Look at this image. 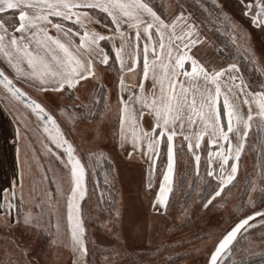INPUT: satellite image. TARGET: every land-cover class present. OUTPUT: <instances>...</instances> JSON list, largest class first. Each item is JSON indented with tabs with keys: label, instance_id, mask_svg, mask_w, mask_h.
Listing matches in <instances>:
<instances>
[{
	"label": "snow or ice",
	"instance_id": "6c2138e0",
	"mask_svg": "<svg viewBox=\"0 0 264 264\" xmlns=\"http://www.w3.org/2000/svg\"><path fill=\"white\" fill-rule=\"evenodd\" d=\"M167 10V15L158 11L151 0H0V85L30 108L41 121L51 143L57 149H64L62 157L46 145L70 175L67 220L71 226L73 264H86L83 258L88 253L79 204L87 194L86 169L54 116L42 103L18 87L14 79L30 84L42 94L62 96L89 83V77L95 78L98 65L111 67L118 63L117 112L121 147L130 139L132 151L127 155L140 151L142 156H147L150 174L155 170L161 144L166 148L167 167L162 172L159 193L153 201L157 212L160 206H167L172 191L175 137H182L186 142L187 150L194 156L197 175L201 157L196 150L201 147V141L207 136V144L217 146L215 152L208 150L206 161L209 186L213 179L216 181L206 200L202 201L207 208L236 178L248 130L254 120L257 127L264 128V82L259 85V90H255L245 82L237 63H227L222 67L205 66L196 59V53L189 55L191 47L202 42L197 18L185 8L184 3L167 6ZM243 10L251 17V23L264 29V0H246ZM101 17L104 22L102 30H98ZM216 21L221 22L222 16H217ZM200 23L204 21L201 19ZM223 23L230 29L233 44L237 39L243 41L239 47L249 53L254 68L264 76V64L255 61L247 44V35L241 33L237 37L235 32L239 26L227 20ZM105 41H111L110 51L102 46ZM113 52L114 57H111ZM186 61L190 62V68ZM6 69L10 70L12 78L6 74ZM125 72L138 77L139 82L126 83ZM101 100L107 109V95ZM92 103H96L95 98ZM71 108H78L81 116L89 110L83 102L79 105L74 103ZM60 111L62 114L67 111L69 119L77 118L68 106L61 107ZM145 113L148 114L147 130L142 123ZM20 137V128H17V141ZM145 146L146 150H143ZM16 150L19 158L18 144ZM89 156L94 158L95 154L90 153ZM214 157L218 158L219 171L212 168ZM225 165H228L227 169ZM24 177L25 171L21 167L18 180L11 182V193L3 190L4 202L0 205L3 223L0 227L5 231L30 227L35 220L31 208L23 213L22 218L19 212L15 217L12 215L17 209L16 200L20 204L25 202ZM247 183L252 191L259 187L264 197V164L259 176ZM17 187L20 189L19 197ZM147 187L152 188L151 182ZM56 194H59V187ZM28 196L34 207L42 209L39 215H51V191L44 189L37 193L30 183ZM37 200L39 203H35ZM246 208L251 214L236 218L234 225L208 254L206 264H221L222 255H240L246 251L237 245L247 240L249 229L256 227L252 223L254 218H258L259 227L264 228V198L260 200V210L257 211L250 192ZM8 243L13 244L18 257L12 264H33L27 258L30 255L27 245L21 247L11 239ZM164 251L167 249L157 252V264H175L171 255L164 258ZM104 264L112 262L105 259ZM138 264H145V261ZM233 264H243V261L236 260Z\"/></svg>",
	"mask_w": 264,
	"mask_h": 264
},
{
	"label": "rangeland",
	"instance_id": "374dc122",
	"mask_svg": "<svg viewBox=\"0 0 264 264\" xmlns=\"http://www.w3.org/2000/svg\"><path fill=\"white\" fill-rule=\"evenodd\" d=\"M162 1L165 3V15L168 14L167 6L184 3L185 8L193 12L197 18L202 42L200 45L192 46L189 55L196 53V59L205 66L222 67L231 63L218 50L210 32V21L196 1ZM221 2L225 4L224 1ZM229 2L244 21L241 23L233 10L230 11L226 4L223 5L229 13L231 24L239 26L235 36L240 37L241 33H245L255 61L264 64V29L251 23V17L244 14L243 6L246 0L245 3L237 0ZM201 19L204 21L203 24L200 23ZM241 43L242 40H236L238 46ZM244 53L249 57L248 52ZM186 66L190 68V62L186 61ZM113 70L114 68L108 67L103 71V67L99 65L98 75L91 78L84 88L75 94L65 92L62 96L46 95L39 91L30 92L14 80L18 87L42 103L46 111L54 116L65 138L73 145L75 154L85 166L87 194L79 201L80 218L85 230L83 239L88 249L83 259L86 264H104L105 259L110 260L112 264H138L141 260L145 261V264H157V252L167 249L164 251V258L171 255L175 264H206L208 254L222 235L234 225L236 218L251 214L246 208L250 192L257 204L256 210H260L262 197L259 187L252 191L247 182L259 176L261 165L264 164V128L257 127L254 120L253 126L248 130L236 178L207 208L202 203L211 191L202 194L204 185L209 180L206 161L208 150L215 152L217 146L207 144V137L204 139L205 149L201 155L197 175L196 162L192 153L187 150L186 142L182 137H175L172 191L169 193L167 206H160V211L157 212L153 207V201L159 193V185L163 180L162 172L167 167L166 148L162 143V154L161 156L159 154L157 166L153 174H150L147 156H143L141 161L140 151H134L132 156L127 155V152L132 151L130 139L121 147L118 139L117 112L120 73ZM138 82V77L128 74L126 83L131 85ZM101 83L105 84L108 90V108L97 110L88 100L93 86ZM145 83L147 84V81ZM254 85L259 88V83L256 82ZM0 95L20 128L18 174L21 167L25 171V202L20 204L17 199V209L13 210L12 215L15 217L19 212L22 218L23 213L29 208L35 215L30 227L21 226L7 231L0 227V261L3 264H12L18 258L13 244L8 243L11 239L21 247L25 245L29 247L30 255L27 258L33 264H73L75 257L71 248V226L67 220L70 175L47 147L62 157L64 149H57L51 143L35 113L22 101L12 97L2 85ZM81 102L89 106L88 112L82 116L78 108H71L74 103L79 105ZM64 106H68V110L77 118L69 119L67 111L62 114L60 108ZM244 109L246 111V106ZM147 115L145 113L142 121L145 130ZM143 150H146V146ZM90 153L95 154L94 158H90ZM214 159L213 164L218 165L219 171L218 158ZM227 168L228 165H225V169ZM43 176L47 179H42ZM149 182L152 188L147 187ZM30 183L36 188L37 193L44 189L53 193L50 216L39 215L42 209L34 207L33 200L28 196ZM212 184L214 186L211 187H215L214 179ZM11 187L12 185L6 188L9 194ZM4 195V191H0V205L4 202ZM19 195L20 189L17 187V197ZM35 203H39V200ZM257 221L258 218H254L252 223H255L256 227L248 230L247 240L237 245V248L246 251H242L240 255H223L221 262L256 261L264 255V228H260ZM2 223L3 217H0V225Z\"/></svg>",
	"mask_w": 264,
	"mask_h": 264
},
{
	"label": "trees",
	"instance_id": "16d2710c",
	"mask_svg": "<svg viewBox=\"0 0 264 264\" xmlns=\"http://www.w3.org/2000/svg\"><path fill=\"white\" fill-rule=\"evenodd\" d=\"M190 1H194V2L196 1V3L198 4V7L201 8L206 13L207 19H209L210 21V32L212 33L215 39L216 46L218 50L220 51V53L224 55L225 58H227L228 61H230L231 63L232 62L237 63L241 69V73L246 83L251 85L252 88H254L255 90H259V88L255 87L254 84L257 82L260 85V83L264 82V76H262L261 73L258 72L254 68L253 66L254 61L251 60L247 55H245L244 50L239 48L237 44L235 45L233 44V40L231 36L229 35L230 29L228 27H225L223 23V20L230 21L229 13L223 8V5L225 6L226 4V6L230 8V11L233 10L235 17L241 23H244V21H242L243 18H241L239 14L232 8L229 0H222L224 1L225 4H223L221 0H190ZM237 1H240V0H237ZM151 2L157 6L158 11L165 14V3L162 0H151ZM217 6H219V11H217ZM217 16H222L221 22L216 21ZM101 18L104 19L103 17ZM103 44L105 45L106 50H109V51L111 50V43L109 41H105ZM111 57H114V52L111 53ZM105 95H107V88L104 84H100L97 86L89 103L95 106L97 110H101L105 107L104 101L101 100V97H104ZM93 98L96 99L95 104L92 103ZM161 154H162V150H161L160 156ZM211 184H212V181H211ZM211 186H214V185L212 184ZM211 186H209V180H208L206 184L204 185V190L202 194H206L207 192H209V190H211ZM228 262L229 261L223 263V260H222L221 264H227ZM260 263L264 264V255L260 256L259 259L256 261H243V264H260ZM228 264H233V261Z\"/></svg>",
	"mask_w": 264,
	"mask_h": 264
},
{
	"label": "crops",
	"instance_id": "0c3cea01",
	"mask_svg": "<svg viewBox=\"0 0 264 264\" xmlns=\"http://www.w3.org/2000/svg\"><path fill=\"white\" fill-rule=\"evenodd\" d=\"M103 22H104V19L101 18V25L97 26L98 30H102ZM109 42L111 43V41H109ZM102 46L105 47L104 44ZM110 64H112L111 58H110ZM100 66L103 67V71H105V69L108 68L107 66H103V65H100ZM111 67H112V69L114 68L113 71L118 72V69H119L118 63L112 64ZM239 69H240V67H239ZM6 74H9L10 77L12 78V74H11L10 70L6 69ZM128 74L129 73H127V72L124 73L125 82L128 78ZM240 74H242L241 69H240ZM91 78L92 77H89L88 81H90ZM18 83L23 85L25 87V89L30 91V92H36V91L38 92V90L36 88L32 87L30 84H28L26 82L19 81ZM101 84H103V83H101ZM98 85H100V84H96V86L94 85L93 86L94 88L91 89L90 92H92V93H91L88 101L91 100V97L94 94ZM85 86L86 85H84L83 87H79L78 90H69V92L75 94L76 91H79V89L84 88ZM107 94H108V90H107ZM17 128H18L17 120L15 119L13 114L10 112L9 108L7 107V104L5 103L4 99L0 95V191H3L7 187L11 186V182L13 180H15V179L17 180L18 169H19L18 156H17V150H16L17 144H18V141L16 138V129ZM193 129H195V125L193 126ZM187 131H188V129L186 127L185 134H187ZM206 137L207 136H205V138ZM203 142H204V140L201 141V147L196 150L199 153L200 157L202 155V152H204V149H205V147H203ZM211 146H215V145H211ZM161 148H162V146H160V153H161ZM158 159H159V156L156 158V166H157ZM140 160L141 161L143 160L142 155L140 156ZM214 161H215V159H213V162ZM212 168L217 170L218 165L216 163H214V164L212 163Z\"/></svg>",
	"mask_w": 264,
	"mask_h": 264
},
{
	"label": "flooded vegetation",
	"instance_id": "af4514ba",
	"mask_svg": "<svg viewBox=\"0 0 264 264\" xmlns=\"http://www.w3.org/2000/svg\"><path fill=\"white\" fill-rule=\"evenodd\" d=\"M253 2H254V0H253ZM240 3H245V2H244V0L243 1L240 0Z\"/></svg>",
	"mask_w": 264,
	"mask_h": 264
}]
</instances>
